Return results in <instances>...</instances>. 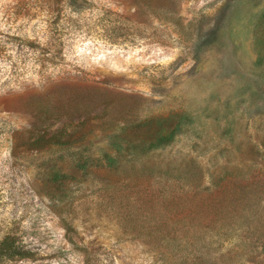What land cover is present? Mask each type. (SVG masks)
<instances>
[{
	"label": "rangeland",
	"instance_id": "374dc122",
	"mask_svg": "<svg viewBox=\"0 0 264 264\" xmlns=\"http://www.w3.org/2000/svg\"><path fill=\"white\" fill-rule=\"evenodd\" d=\"M55 1L0 0V238L38 253L19 264H264V0ZM60 16L49 64L23 43ZM87 117L96 159L120 125L180 132L84 172L78 147L26 145Z\"/></svg>",
	"mask_w": 264,
	"mask_h": 264
},
{
	"label": "trees",
	"instance_id": "16d2710c",
	"mask_svg": "<svg viewBox=\"0 0 264 264\" xmlns=\"http://www.w3.org/2000/svg\"><path fill=\"white\" fill-rule=\"evenodd\" d=\"M55 4L61 7V12L64 8L68 10L72 16H80L85 6L89 4L88 0H60L55 1ZM70 19L64 20L62 16L57 21L48 26L47 36L45 35V43L25 41L23 45L29 47L33 51L40 52L45 56V61L49 64L54 62L55 55L52 52L63 45V39L66 34V27L69 26ZM99 115L98 120H101ZM141 120L137 125L131 124L120 125L112 132L103 131L104 139L107 140L106 150L103 151L97 159L94 155L95 141L98 139L95 135V129L91 128L94 124L93 118H72L68 123H64L62 127L50 134L44 132L36 136L34 141H27L26 145L29 148L37 150H46L58 148L60 150H70L78 147V159L75 161L73 171H87L93 167H102L113 169L120 165L121 158L132 150H139L142 153L160 149L171 144L180 132V128L171 124V120L167 123H161V119ZM170 123V124H169ZM96 124V123H95ZM94 124V126H95ZM99 124V123H97ZM169 124V125H168ZM73 125V126H72ZM99 126V125H97ZM95 126V128L97 127ZM151 129L153 131H151ZM145 134H152L150 141H147ZM61 172V171H58ZM68 174H73L68 171ZM59 173L55 177V181L69 176ZM38 253H35L30 246L22 239L18 226H10L6 228V232L0 238V264H19L23 261H35Z\"/></svg>",
	"mask_w": 264,
	"mask_h": 264
}]
</instances>
